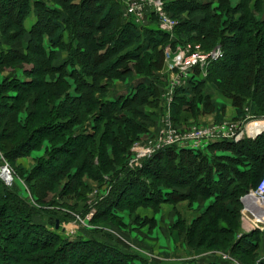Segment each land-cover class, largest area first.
Listing matches in <instances>:
<instances>
[{"label": "trees", "instance_id": "16d2710c", "mask_svg": "<svg viewBox=\"0 0 264 264\" xmlns=\"http://www.w3.org/2000/svg\"><path fill=\"white\" fill-rule=\"evenodd\" d=\"M56 1L60 11L41 1L0 0V17L8 21L0 24V31L7 26L17 29L5 41L12 44L23 34L29 35L24 52L0 47V67L32 65L24 72L30 80H4L0 85V154L14 164L46 141L50 144L47 158L31 171L18 168L36 204L45 205L49 194L55 197L51 205L56 198L85 199L89 189L85 176L99 182L110 177L108 197L99 203L92 223L120 222L113 210L129 211L133 216L139 207L157 213L163 203L212 198L189 225L179 219L173 225L184 234L187 246L226 252L242 264H264L256 251L262 239L259 230L237 238L241 199L256 189L264 173V133L255 139L222 141L206 148L210 153L230 151L234 158H227L228 164L202 150L171 146L154 153L140 169L130 170L128 150L145 131L141 121L152 120L140 107H156L151 99L157 101L158 91L166 86L147 78L162 70L165 47L170 45L174 51L179 42H170L169 34L149 26L154 24V15L147 24L136 25L112 0ZM32 9L36 21L26 31L24 22ZM164 10L174 18L183 13L200 15L198 21L175 28L187 37L180 45L198 43L205 51L219 45L223 51V57L208 66L204 79H199L196 68L187 84L175 90L173 122L180 121L183 110L194 114L200 104L208 105L211 97L203 96L202 89L231 99L237 117L243 118L242 107L248 105L251 117L264 119V0H237L235 4L231 0H168ZM45 39L47 44H43ZM55 49L68 55L60 65L53 64ZM134 74L140 80L132 85L133 93L115 100L106 98L112 81L125 82ZM46 76L55 77L49 81ZM67 79L74 82L75 95L68 93L71 85ZM245 100L249 103L244 104ZM212 107L219 122L223 107ZM50 213L47 219L55 227L61 219ZM40 214L0 179V264H131L134 260L153 264L117 246L62 240L33 223ZM142 221L149 226L154 223L152 219ZM101 255L107 258L103 260Z\"/></svg>", "mask_w": 264, "mask_h": 264}, {"label": "rangeland", "instance_id": "374dc122", "mask_svg": "<svg viewBox=\"0 0 264 264\" xmlns=\"http://www.w3.org/2000/svg\"><path fill=\"white\" fill-rule=\"evenodd\" d=\"M36 1H41L43 2L47 7L52 8V9H57L60 11L61 7L60 4L57 3L56 0H30L31 4L33 2ZM115 4L118 5L119 10L122 12V15L126 18H128L131 21H135V19L126 14V2L128 0H112ZM163 3V7L165 2H168V0H161ZM233 4H235L237 2V0H231ZM73 3V2H72ZM150 9V8H148ZM167 14V13H166ZM152 15H154L156 17L155 21L153 22L154 24L149 25L151 28L156 29L157 28V24H158V16L154 13H152L150 10H147L145 13V16L143 18L142 21H140V24H136V25H144L147 24V22H150ZM257 16V14H255ZM63 16H65L63 14ZM167 16L172 20L176 21V25L174 26L173 30L170 32L169 36H170V42H179V43H183L187 37L183 36L182 34H178L176 33L175 28L179 25L182 24L184 22H191V21H198L200 18V15L196 14L195 16L192 17H188L187 13H183L180 16L177 17H172V15H170L169 13L167 14ZM258 18H260L259 16H257ZM36 21V13L33 11H31V14L26 18L25 22H24V29L26 31H29L31 26L34 24V22ZM8 21L6 20H2L0 17V24H7ZM135 23V22H134ZM155 25V26H154ZM14 30H17L15 27H11V26H7L5 28V31H0V47H2L4 50L7 49H17L20 50L21 52L25 51V46L26 43L29 39V35L27 34H23V36H21L22 38L18 39L17 41L13 42L11 44L10 41H5V37L8 36L9 34L12 35L14 32ZM157 30V29H156ZM168 34V33H167ZM5 38V39H4ZM64 41L67 42L68 38H67V33L64 34ZM185 40H182V39ZM177 44L179 47L183 46L184 44ZM43 44H47V40H44ZM170 45H167L165 47V63L164 66L162 68V70L160 72H158V74H156L154 77L152 78H147L148 81L150 82H154L157 84H167V60H166V55L170 48ZM175 47V46H174ZM217 47L220 48L219 45H217ZM221 52L222 49L220 48ZM56 51V59L53 62L54 65H60L62 64L66 59H67V52L63 51V50H59V49H55ZM208 68V67H207ZM206 68V69H207ZM32 69V65L31 64H19L16 65V67L13 66H5V67H0V85L3 83L4 80H6L7 82H17V81H28L30 80L29 78H27L24 75V72L26 70H31ZM206 69L204 70V72H200L203 73L201 76L203 79L206 77ZM69 70V68H68ZM55 77V76H54ZM54 77H47L46 79L49 81H53L52 79H54ZM125 82L122 81H117L114 80L112 81V85H111V90L110 92H108L105 96L107 99L109 100H115L117 97H125L128 94L133 93V87L132 84L134 82H136V80H140V77L137 75H132L131 77H128L125 79ZM67 82L71 85L70 90L68 91L69 94L71 95H75L74 93V87L75 84L72 80L67 79ZM105 81H102V83ZM133 82V83H132ZM154 83V84H155ZM161 87V85H159ZM162 87L164 88V86L162 85ZM166 87V86H165ZM132 88V89H131ZM163 88H161V92L158 91V99L156 101V99H151L154 102H156V107H151V106H147V105H142L140 107V110L146 115V116H150V118L152 119L150 122L146 121H141L142 124L145 126V131L144 133H141L138 140L134 141L132 146L129 148L128 150V159H127V167L134 171L136 169H140L143 165V163L148 160L149 158H151V156L162 150H158L156 152H154L153 154H149L146 155L145 157H142L141 159L135 161V162H131V156L132 153L134 154V152H132L133 148L135 147V149L137 148V146L135 144H139L140 146L142 144H144V142L149 138L152 137L154 135V132L156 131L158 124L160 122V119L162 118V116L167 112L166 108L163 107V103L161 101L162 98V94L164 92ZM130 89V91H129ZM213 93H215L214 91H209V90H205L202 89L201 90V94L204 95H208L211 97V95H213ZM12 94V93H10ZM219 94V93H218ZM220 96H222L226 101H229L234 112H236V108L233 106L232 104V100L219 94ZM249 102L247 100H245L244 104H248ZM204 104V103H203ZM200 104L199 107L200 110H198V113H194L192 112V116L196 117L197 115H207L208 113H213L215 111H211V109H213L212 106H215L217 109L218 107H223V115H221V120L220 121H238L240 122L243 118L240 117H234V118H229L224 116L225 114V110H226V105L225 104H221L218 103L216 101H213L211 98H209V103L208 105H203ZM202 108H206L207 111L203 112ZM248 105L245 106L243 105L242 107V111L244 114V118L246 115L251 116L248 112ZM186 110H183L180 112V119H181V114L183 112H185ZM216 114V112H215ZM171 108H170V118H171ZM217 115V114H216ZM215 115V116H216ZM197 116V117H198ZM193 117H190V119L192 120ZM214 118V117H213ZM149 119V118H147ZM245 120V119H243ZM242 120V121H243ZM190 120H185V122H177L176 124L173 122L172 118H171V122L172 124L179 130V131H183V130H187L193 126H200V125H208V124H212V123H218V122H214L211 121L209 123H202V122H189ZM219 121V122H220ZM249 121V120H248ZM246 121V122H248ZM259 121L264 122V119H260ZM245 122V123H246ZM92 126V123H89V126L86 125L85 128L88 130L90 127ZM246 138V137H245ZM244 139V138H243ZM61 145V144H59ZM139 146V147H140ZM47 147V150H46ZM138 147V148H139ZM137 148V149H138ZM49 150H51V146L50 144L46 141L44 143V145L42 147H40L38 150H34L32 151L27 157L25 158H20L18 160H16L14 162V164L10 163L9 161H6L2 155L0 154V170L2 166H5L7 168V170L9 171L11 177L13 178L12 181L10 182L9 185L4 184V186L7 187V189L9 190H15L17 192V194L25 199L29 205L33 206L37 211H39L41 214L35 216L32 220L33 223L36 225H42L45 226V229H48L54 233H56L58 236H60V238L62 240H68V241H95V242H99L102 243L103 245H107V246H117L119 247L123 252L125 253H129V254H134L136 256H138L139 258L147 261L148 263H152L153 264H173V263H177L179 261L182 262V264H188V262H184L187 261L186 259H183L187 252V247L186 248V243H185V237H183L182 233L177 235V237H175L174 239L172 238V242L175 244V249L177 250L176 252H172L171 254H168L166 249L164 248V243L165 241L168 242V236H166V234H168V229L170 228L169 232L172 233L173 230H176L173 228V225L171 226V222H167L165 220H159V227L163 228L165 231H159V236H157V229L155 230L154 228L157 226V219H155L153 217V215H156L157 213H159L161 211V206L163 204H167L170 205L173 209L174 212L179 213V216L176 220L179 219V221H183V223L187 224V221L182 220V218L185 219V217L187 215H189V213H191V209L190 207H193V205L195 203H197V201L190 203V201H179L177 203L174 204H169V203H163L160 205L159 207V211L157 213H154L150 208L147 207H139L136 209L135 214L133 216H130L129 211H117V210H113L112 213L114 214V216H116V220L119 218L121 221H117V222H113V221H105V220H98L96 221V223H92V218L94 217V215L96 214L97 210H98V205L99 203L102 202V200L105 197H108V193L110 190L109 187V176H104L103 177V181L99 182V181H94L91 180L89 178H87L86 176L84 177V182L85 184L88 186V190L85 193V199H73V198H68V199H58L56 198V201H54V203L51 205L49 203H51L55 197L52 194H49L48 197L46 198V202L45 205H41V204H36V202L34 201L35 199L32 197L31 193H30V188L29 185L26 183L25 181V175L21 176V172L20 169H18L19 167L23 168L24 171L29 172L32 170V168H34L36 166V164L38 163L39 160L41 159H45L47 158V154L49 152ZM48 151V152H47ZM137 151L135 150V153ZM202 153L206 156H209L210 158L213 157H218L221 160L220 162L223 164H228L227 158H234V155L230 152V151H226L223 149H218V150H214V152L210 153L208 150L202 149ZM6 177V174H3ZM123 199V198H122ZM121 199V200H122ZM249 200V199H248ZM74 201H76V203H73ZM55 202L59 203V204H63L65 203V206H56ZM200 205L195 204L194 206V210H196V212H198L200 210ZM253 206V209H255ZM170 208V207H169ZM169 208H166L164 211H162V218H165L164 215L166 213L167 210H169ZM197 208H199L197 210ZM261 208V207H259ZM262 208H264V206H262ZM51 212V213H50ZM257 214L260 215L259 210H256ZM47 213L53 214L55 216H57L58 218L61 219V223H59L58 221V229H55V227L49 223V220L47 219L48 216ZM123 213L127 214V217H124ZM141 215V217H140ZM145 215V216H144ZM135 217H138V222L134 221ZM142 219H152L154 221L152 226H149V224H145L144 221H142ZM161 219V218H160ZM167 219V218H165ZM187 219V218H186ZM177 222V221H176ZM143 223V224H142ZM136 228H139L138 232L136 231ZM179 232V230H176ZM155 235V239H157V237L160 239V241L157 242H152L154 241V234ZM180 233V232H179ZM182 235V236H181ZM152 236V237H151ZM181 236V237H180ZM153 239V240H152ZM162 245L163 248H160V246ZM174 249V251H175ZM192 249V248H189ZM192 250H196V251H200L202 249H192ZM163 251V252H162ZM205 252H209L206 250H202ZM94 255L97 256L98 252L96 250L93 251ZM213 252H217L219 253V251H213ZM223 255V259L224 260H228L230 262H235V259H233L229 253L226 252H220ZM220 254V255H221ZM219 255V254H218ZM226 255V256H225ZM103 256V260L105 258H107L105 255H101ZM172 257V258H169ZM175 258V259H173ZM151 262H150V261ZM131 264H141L138 260H134L131 262Z\"/></svg>", "mask_w": 264, "mask_h": 264}, {"label": "built area", "instance_id": "2783aa9c", "mask_svg": "<svg viewBox=\"0 0 264 264\" xmlns=\"http://www.w3.org/2000/svg\"><path fill=\"white\" fill-rule=\"evenodd\" d=\"M147 10L158 16L156 29L170 34L176 25V21L171 20L167 16L161 0H128L126 2V14L135 19V24H140L139 22L143 20ZM222 57L223 52H221L219 47L205 51L198 43H187L180 47L177 46L174 51L167 52V84L161 98L163 107L166 108L167 112L160 119L154 135L149 137L141 146L138 143L135 144L137 148L140 147L138 149L133 148L132 163L166 147L176 146L179 149L202 150L217 142L229 141L237 143L245 137L255 138V136L250 134L249 127L261 121L249 115H246L245 118L243 117L245 120L242 119L243 121L241 120L240 122L220 121L208 125L193 126L183 131H179L171 122L170 108L174 100L175 90L187 84L188 80L195 74L194 69L198 68L200 72H204L211 63L218 61ZM263 132L264 129L258 134ZM135 150L137 151L136 153ZM4 173L7 178L3 175ZM0 179L6 185H9L13 179L5 166L1 167ZM251 196L257 201L264 202V173L256 189L250 190L241 199L246 204L251 201L256 206Z\"/></svg>", "mask_w": 264, "mask_h": 264}, {"label": "crops", "instance_id": "0c3cea01", "mask_svg": "<svg viewBox=\"0 0 264 264\" xmlns=\"http://www.w3.org/2000/svg\"><path fill=\"white\" fill-rule=\"evenodd\" d=\"M202 74L203 73H200L199 74V79L200 80L203 79L201 77V76H203ZM134 84H135V82L132 85H134ZM211 99L213 101H216L218 103H221V104H225L226 105V110H225L224 116L229 117V118H234V117L237 116V114H236V112H234V110H233L230 102L229 101H226L218 93H216V92L213 93V95H211ZM199 107H201V106H199ZM215 115H216L215 112H213V113H208L207 115H200V116L197 115L198 117L197 116L196 117H193L192 116V113L190 111H185V112H183L181 114L180 122L181 123L182 122H185V120H190L189 122H202V123H205V124L206 123H209L211 121L217 122L216 121L217 115L216 116ZM190 117H193V119L191 120ZM212 202H213L212 198L211 199H208V200H205V201H203V200L202 201H197V203H195V204H198L199 203L200 210L198 212H196V210H194V206H195V204H194L193 207H190V209H191L190 212L191 213H189V215H187L185 217V219L182 218V220L187 221V224H189L191 221H193L194 219L198 218L206 210V208ZM241 203H242L243 208H242V210L240 212L239 229L237 231V238L240 237L243 234H249L252 231H254L255 229L259 230L262 233V239H261V242L259 243V247H258V249L256 251H257V257L260 260H263L264 261V223L259 222V221L258 222L256 221V220H258L257 218L260 217V216H258L256 210L253 209V206H254L253 205V202L250 201V202H248L246 204L245 202H243L241 200ZM259 205H260V203H259ZM261 205L264 206L263 204H261ZM166 208H169V210H167L166 213H165V215H164V217L167 218V219L162 218V216H163L162 215V211H164ZM199 208H197V210ZM173 209L174 208H172L170 205L163 204L161 206V211L159 213H157L156 215H153V217L155 219H157V226L154 228L155 230L157 229V236H159V231H161V230L162 231H165L163 228L159 227L160 226L159 223H158L159 220H165L167 222L172 221L171 224H170L171 226L176 223V221H177L176 219L178 218L179 213L174 212ZM177 214H178V216H177ZM123 215H124V217H127V214L126 213H123ZM140 217H141V215H140ZM138 230H139V228H136V231L137 232H138ZM169 230H170V228L167 231L168 234H166V236H168V242L165 241L164 248L166 249V251H167L168 254H171L172 252L174 253V252L177 251L175 249V247H176L175 244L172 242V238L174 239L175 237H177V235H179L181 233H179L176 230H173V232L170 233ZM155 235H156V233L153 236L154 241H152V242L160 241V239L158 237H157V239H155ZM182 235H183V237H185L184 234H182ZM185 243H186V241H185ZM187 247L188 246L186 244V248ZM160 248H163L162 245L160 246ZM174 249H175V251H174ZM187 250H188V251H186L187 254L183 258V259H186L187 261L184 260L183 263L188 262V264H242L238 260H235V262H230L228 260H224L222 258L223 255L220 252L219 253H217V252H205V251H202V250L196 251V250H192V249H189V248H187ZM169 258H172V257H169ZM173 259H175V258H173ZM157 264H159V263H157ZM173 264H175V263H173ZM176 264H182V262L179 261Z\"/></svg>", "mask_w": 264, "mask_h": 264}, {"label": "bare ground", "instance_id": "6f19581e", "mask_svg": "<svg viewBox=\"0 0 264 264\" xmlns=\"http://www.w3.org/2000/svg\"><path fill=\"white\" fill-rule=\"evenodd\" d=\"M263 129H264V122H259V123H256L254 125H251L249 127L250 134H252L253 136H256ZM251 199L255 201V203H254L256 205L255 210L258 209L260 212L259 213L260 215H258L260 217H258V218L256 217L258 219L256 221L264 223V208H262V205H261V204L264 205V202L257 201L256 199H253V197ZM259 203H260V205H259ZM259 207H261V208H259Z\"/></svg>", "mask_w": 264, "mask_h": 264}, {"label": "water", "instance_id": "95a60500", "mask_svg": "<svg viewBox=\"0 0 264 264\" xmlns=\"http://www.w3.org/2000/svg\"><path fill=\"white\" fill-rule=\"evenodd\" d=\"M258 135H260V134H257L255 137H257ZM58 222H56V224H55V229H58Z\"/></svg>", "mask_w": 264, "mask_h": 264}]
</instances>
